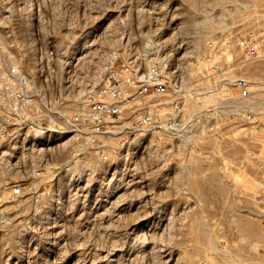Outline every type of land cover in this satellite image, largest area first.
<instances>
[{
    "label": "rangeland",
    "instance_id": "374dc122",
    "mask_svg": "<svg viewBox=\"0 0 264 264\" xmlns=\"http://www.w3.org/2000/svg\"><path fill=\"white\" fill-rule=\"evenodd\" d=\"M158 1L0 0V98L23 87L12 75L17 68L42 95L72 110L84 92L102 83L110 54L121 49L141 54L166 50L192 79L203 74L192 75V69L197 57L206 54L224 62L232 74L264 87V73L255 69L264 65V0ZM207 29L215 31L213 39L205 35ZM240 38L260 42L261 57L254 63L236 42L232 58H226L224 41ZM242 67L249 69L241 72ZM113 137L99 142L109 155L119 146ZM1 150L0 264H186L190 258L192 264H264V213L256 199L264 172V125L253 143L235 125L220 139H210L203 149L207 158L196 159L190 177L157 172L164 162L149 153L137 172L158 185L155 202L170 204L165 217L171 219L148 220L137 233L129 229L138 220L128 216L94 220L88 228L86 220H58L65 244L50 257L39 256L47 241L38 223L50 205L59 213L73 210L64 200L65 184L74 176L54 177L71 151L64 157L27 158L14 166ZM106 166L100 163L96 177L103 176ZM39 171L45 175L39 177ZM15 185L23 188L22 196L11 193ZM18 208L23 227L13 221ZM245 226L251 230L246 232ZM113 253L118 255L115 262Z\"/></svg>",
    "mask_w": 264,
    "mask_h": 264
},
{
    "label": "built area",
    "instance_id": "2783aa9c",
    "mask_svg": "<svg viewBox=\"0 0 264 264\" xmlns=\"http://www.w3.org/2000/svg\"><path fill=\"white\" fill-rule=\"evenodd\" d=\"M235 42L247 60L261 57L259 43L252 38L226 39L222 44L231 52ZM208 60L210 68L187 82L178 59L166 50L148 56L116 50L109 56L102 83L84 92L72 110L42 95L34 80L14 68L12 75L23 87L0 98L2 154L16 152L17 158L9 163L16 162L13 165L17 166L27 158L56 156L71 148L68 162L60 165L54 177L62 173L76 177L80 172H101L103 161L120 171H140L138 163L151 153V157L164 162L157 172L168 176L173 171L176 176L182 173L190 177L196 159L207 158L203 149L210 139H220L235 125L253 143L264 125V97L260 95H264V87L260 89L247 78L232 74L214 57ZM208 96L214 100L204 103L203 98ZM37 136L45 146L52 140L49 147L54 151L36 150L25 155ZM112 136L119 146L109 155L99 142ZM67 140L61 151L60 144ZM15 147L18 150L14 151ZM44 175L39 171V177ZM52 179L51 187L55 183ZM261 181L256 199L264 213V172ZM11 193L22 196L23 188L15 185Z\"/></svg>",
    "mask_w": 264,
    "mask_h": 264
},
{
    "label": "bare ground",
    "instance_id": "6f19581e",
    "mask_svg": "<svg viewBox=\"0 0 264 264\" xmlns=\"http://www.w3.org/2000/svg\"><path fill=\"white\" fill-rule=\"evenodd\" d=\"M160 4L162 5V3H160ZM164 4L165 5H163V6H166V2ZM155 6H156V4H155ZM167 7H168V5H167ZM160 11H161V9H160ZM169 12H168V14H169ZM171 17H174V15ZM166 20H168V19H166ZM173 21H172V23H173ZM213 30H214V28H213ZM213 30L207 29L205 31L206 34L205 33L204 34L208 36L207 38L213 39V37H214L213 33L215 32ZM240 34H241V32H240ZM195 46H197V45H195ZM223 49H224V47H223ZM179 50H180V48H179ZM149 52H148V50H143V53L145 56H147ZM213 52H214V50H213ZM224 54L226 55V58L228 60L232 58V53H230V51H226V53H224ZM207 56L208 55L203 54V55H200L197 57V60H196L197 64H195L196 66L194 67V69H192V75L194 73H204V71L209 67L210 62H209ZM253 63H254V61H253ZM261 65L258 64L255 69L260 71L261 73H264V65L263 66H261ZM244 66H246V65H244ZM244 69H245V67H244ZM244 69H243V67L239 68V70L241 72H244L245 70L248 71L249 68L247 67L245 70ZM255 73H257V72H255ZM249 74H251V73H249ZM182 75L187 82H190L192 80L191 76L185 75L184 73H182ZM241 77H243V76H241ZM213 100H214L213 96H208V97L203 98L204 103H209V102H212ZM193 107H195V108H193V111L196 112L197 111L196 106H193ZM238 130H236V132H235L236 134H238L241 131V130H239V132H238ZM39 136L43 137L40 134H39ZM28 137L29 136H26L25 141L28 139ZM40 137H38L36 140H34V145L32 147L25 149V152H26L25 155L26 154H28V155L33 154L36 150L42 151V152L43 151H54V150H52L53 147H51V146L49 147V145L52 143V140L49 141V145L45 146L43 139H41ZM68 142H69V140L60 144L61 148H63L61 151L65 150L66 144ZM17 148L18 147H15L13 150L16 151ZM71 150H68V152ZM15 153L16 152L9 153L7 151H4L3 155L6 157V159H8V161H12V158L13 159L17 158V156L14 155ZM67 155L69 157L70 154H67ZM62 156H63V154H62ZM2 160H4V159H2ZM12 162H11V164H12ZM7 163H9V162H7ZM104 163L107 164V166L103 170V174H102L103 176L102 177H96V175H95L96 172H93L91 174L81 172V173H79L80 175L78 176V178L74 179V177H72L70 180L67 181V183L65 184L67 187L65 189L66 190L65 193H67V195H66V199L64 200V202H65V205H67V206H70V205L74 206L72 211H70V212L64 211L63 213H59V212H56L54 210V208H52L51 205H50L51 208L49 210H47V211L43 210L42 211V213H41V215H42L41 220L42 221H40L38 223V225H39V227H41L43 229V234L46 236L47 244H46V248L41 250L40 251L41 253L39 252L40 254L38 253L39 256H45V257H50L53 255L57 256L58 252L60 251L61 245L65 244V238L63 236V229H62L64 225L61 224L60 222H58V220H86L85 226H86V228H88V225L92 224V222L94 220H118V219H121L125 216H128V217H131L133 220H138L129 229L130 232L137 233V232L143 230L144 228H146V226H148V224H149L148 220H170L171 219V217L170 218H167V216L165 217V215H166L165 212L169 208L170 204H168L167 202H164V203L155 202L156 199L158 198V197L156 198V194H155V192L158 190L157 184L156 185L152 184L151 179L146 177V175H144V174L138 173L137 170L132 171V170L127 169L124 173H122V171H120L119 168H116L114 165H111V163H108V162H104ZM13 164H17V163L14 162ZM55 180H57L58 182H61L62 178H59V179L56 178ZM55 180H53V181H55ZM247 182H249V181L247 180ZM247 185H249V184H247ZM252 187H250V188H252ZM247 188H249V187H247ZM200 189H201V187L199 188V191H200ZM248 191H247V193H248ZM251 191L252 190H250V192ZM24 199H27L26 195L22 197L20 202L22 203L24 201ZM28 199H29V196H28ZM26 201H28V200H26ZM23 208H25V207H22V209ZM147 208H152V211H150V210L144 211ZM186 208H189V207L188 206L184 207V209H186ZM191 209H192V207H191ZM16 211H17V213H19V215H17V219H15L13 221H15V224L19 225V227L20 226L23 227L25 221H24L23 215H21V213H20L23 211H21V209H19V208L16 209ZM10 221H11V219H10ZM244 229L246 230V232H249L251 230L250 226H245ZM171 255H172V253H171ZM69 256H71V255H69ZM78 256H81V254ZM111 257H113L112 262H115L117 260L116 258H118V255H117V253H113V254H111ZM193 261H194L193 258H190V259H188V262L186 264H192Z\"/></svg>",
    "mask_w": 264,
    "mask_h": 264
},
{
    "label": "water",
    "instance_id": "95a60500",
    "mask_svg": "<svg viewBox=\"0 0 264 264\" xmlns=\"http://www.w3.org/2000/svg\"><path fill=\"white\" fill-rule=\"evenodd\" d=\"M122 50V49H121Z\"/></svg>",
    "mask_w": 264,
    "mask_h": 264
}]
</instances>
